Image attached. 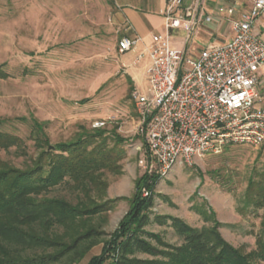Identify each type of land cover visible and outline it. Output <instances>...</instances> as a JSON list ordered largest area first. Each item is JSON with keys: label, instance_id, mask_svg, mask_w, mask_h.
Masks as SVG:
<instances>
[{"label": "rangeland", "instance_id": "374dc122", "mask_svg": "<svg viewBox=\"0 0 264 264\" xmlns=\"http://www.w3.org/2000/svg\"><path fill=\"white\" fill-rule=\"evenodd\" d=\"M122 2L0 0V67L9 75L0 80V119L6 121L1 130L22 143L21 148L0 149V162L26 169L38 157L32 119L44 125L50 147L75 140L85 131H105L107 150L113 151L111 168L103 176L107 190L104 197L102 189L92 197L98 203L123 200L114 211L92 221L104 234L78 264L101 255L104 243L129 212L137 182L143 179L141 196L154 201L147 232L177 246L182 241L175 230L170 223H156V216L179 218L197 229L210 228L216 220L228 243L244 254L255 251L264 210L256 207V197L249 196L250 182L256 187L264 181V145L230 146L166 175L155 163L149 169L141 164L152 161L140 133L145 122L134 93L148 97L150 93L145 64L134 65L137 52L120 55L117 50L123 37H133L122 16ZM182 38L174 32L171 48L197 55L200 44L185 46ZM97 122L105 124L94 128ZM44 197L76 205L82 194L66 184ZM211 215L214 220L208 218Z\"/></svg>", "mask_w": 264, "mask_h": 264}, {"label": "trees", "instance_id": "16d2710c", "mask_svg": "<svg viewBox=\"0 0 264 264\" xmlns=\"http://www.w3.org/2000/svg\"><path fill=\"white\" fill-rule=\"evenodd\" d=\"M8 77L1 66L0 80ZM31 121L40 150L38 157L26 169L0 162V264H78L104 234L92 221L114 211L123 200L98 203L92 197L101 189L105 196L107 183L103 176L111 168L113 151L107 150L106 133L99 129L85 131L49 151L44 125ZM4 124L6 121L0 119V149L21 148L18 137L1 130ZM66 184L82 194L76 205L44 197ZM254 184L250 182L249 196L256 197V207L264 210V181L256 187ZM145 185V179L137 182L129 212L104 243L101 255L87 264H106L115 254L118 257L111 264H264V218L256 250L244 254L222 237V224L213 215L208 217L214 220L213 226L204 229L193 228L179 218L156 216V223H170L182 241L171 245L145 230L151 223L148 212L154 204L153 198L141 196Z\"/></svg>", "mask_w": 264, "mask_h": 264}, {"label": "built area", "instance_id": "2783aa9c", "mask_svg": "<svg viewBox=\"0 0 264 264\" xmlns=\"http://www.w3.org/2000/svg\"><path fill=\"white\" fill-rule=\"evenodd\" d=\"M168 0L163 11L164 32L123 37L117 46L124 55L137 52L134 65L148 61L146 80L150 96L136 91L134 99L145 122L140 129L152 162L163 175L177 165L193 166L197 160L218 155L227 147L264 145V100L259 88L264 68V40L252 33L264 13V0H253L249 11L237 16L236 5L224 12L231 22L232 38L208 45L197 55L171 48L172 34L184 32V45L192 43L195 28L209 24L205 0ZM105 123H95L101 128Z\"/></svg>", "mask_w": 264, "mask_h": 264}, {"label": "crops", "instance_id": "0c3cea01", "mask_svg": "<svg viewBox=\"0 0 264 264\" xmlns=\"http://www.w3.org/2000/svg\"><path fill=\"white\" fill-rule=\"evenodd\" d=\"M122 1V16L130 25L133 37H140L144 41L138 49V52L142 51L145 45L150 44L152 34L164 32L163 26L159 23L162 22L164 24L162 13L166 9L168 0ZM190 3L191 0H186L184 7H187ZM233 5H236L238 11L237 16L239 17L240 13L251 9L253 0H205L204 6L206 14L212 16L213 21L209 24H201L195 28L192 42L200 44L199 51L205 49L210 44L221 45L227 43L232 38L231 22L224 11ZM179 33L182 35V39L184 40L185 33ZM252 33L264 40V13L254 24ZM141 63L145 64L144 69L146 71V67L149 64L148 61L144 59ZM129 80L132 82V79L129 78ZM260 80L261 85L259 90L263 95L264 100V68L260 71ZM181 166L183 165L179 164L175 167V169Z\"/></svg>", "mask_w": 264, "mask_h": 264}, {"label": "water", "instance_id": "95a60500", "mask_svg": "<svg viewBox=\"0 0 264 264\" xmlns=\"http://www.w3.org/2000/svg\"><path fill=\"white\" fill-rule=\"evenodd\" d=\"M53 149H54V147L51 146V147L49 148V151H51V150H53Z\"/></svg>", "mask_w": 264, "mask_h": 264}]
</instances>
